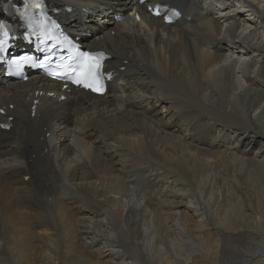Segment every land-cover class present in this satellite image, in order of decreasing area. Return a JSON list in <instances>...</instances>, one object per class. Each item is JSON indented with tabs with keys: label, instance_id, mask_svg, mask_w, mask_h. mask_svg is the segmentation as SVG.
Here are the masks:
<instances>
[{
	"label": "bare ground",
	"instance_id": "obj_1",
	"mask_svg": "<svg viewBox=\"0 0 264 264\" xmlns=\"http://www.w3.org/2000/svg\"><path fill=\"white\" fill-rule=\"evenodd\" d=\"M48 2L115 78L0 35V264H264V0Z\"/></svg>",
	"mask_w": 264,
	"mask_h": 264
},
{
	"label": "snow or ice",
	"instance_id": "obj_2",
	"mask_svg": "<svg viewBox=\"0 0 264 264\" xmlns=\"http://www.w3.org/2000/svg\"><path fill=\"white\" fill-rule=\"evenodd\" d=\"M41 4H30L29 0H24L25 10L32 7H41ZM19 11V9H17ZM157 14H159L157 12ZM0 32L3 33L4 37L8 36V31L4 23L0 22ZM2 47V44H0ZM79 55V63L77 67L73 68L72 71L76 74L74 83L80 84L86 88H90L93 91H99L102 88V73L101 60L103 59V53L93 56L90 53H82ZM28 59V58H25ZM17 67L20 65V61H15ZM52 75L60 78V73H52Z\"/></svg>",
	"mask_w": 264,
	"mask_h": 264
}]
</instances>
